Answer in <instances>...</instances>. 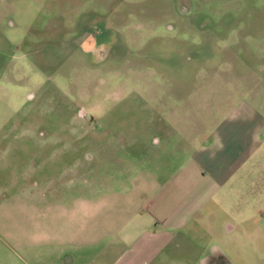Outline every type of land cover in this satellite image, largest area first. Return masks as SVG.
I'll return each mask as SVG.
<instances>
[{
  "label": "rangeland",
  "instance_id": "1",
  "mask_svg": "<svg viewBox=\"0 0 264 264\" xmlns=\"http://www.w3.org/2000/svg\"><path fill=\"white\" fill-rule=\"evenodd\" d=\"M242 100L264 0H0V264H264V171L196 156Z\"/></svg>",
  "mask_w": 264,
  "mask_h": 264
},
{
  "label": "crops",
  "instance_id": "2",
  "mask_svg": "<svg viewBox=\"0 0 264 264\" xmlns=\"http://www.w3.org/2000/svg\"><path fill=\"white\" fill-rule=\"evenodd\" d=\"M196 156L204 161L208 173L205 178L207 199L212 201L220 194H228V188L239 191L244 183V178L239 174L245 173L248 166H252L256 173L258 170L264 171V112L254 103L242 100L228 110ZM263 187L264 184H254L252 190L261 197L259 194L264 196ZM3 188L0 184V191ZM174 213L166 217V222H173ZM171 235L168 231L160 230V240L171 238Z\"/></svg>",
  "mask_w": 264,
  "mask_h": 264
},
{
  "label": "flooded vegetation",
  "instance_id": "3",
  "mask_svg": "<svg viewBox=\"0 0 264 264\" xmlns=\"http://www.w3.org/2000/svg\"><path fill=\"white\" fill-rule=\"evenodd\" d=\"M87 42L90 45V44H92L93 40L89 38V40Z\"/></svg>",
  "mask_w": 264,
  "mask_h": 264
},
{
  "label": "trees",
  "instance_id": "4",
  "mask_svg": "<svg viewBox=\"0 0 264 264\" xmlns=\"http://www.w3.org/2000/svg\"><path fill=\"white\" fill-rule=\"evenodd\" d=\"M221 256H222L226 261H228V259L226 258L225 255L221 254Z\"/></svg>",
  "mask_w": 264,
  "mask_h": 264
}]
</instances>
